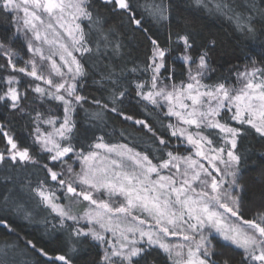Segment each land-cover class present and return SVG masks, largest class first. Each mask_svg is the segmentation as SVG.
Wrapping results in <instances>:
<instances>
[{"label":"snow or ice","instance_id":"1","mask_svg":"<svg viewBox=\"0 0 264 264\" xmlns=\"http://www.w3.org/2000/svg\"><path fill=\"white\" fill-rule=\"evenodd\" d=\"M192 3L206 6V0ZM142 7L168 29L164 44L150 34L144 13L131 0H0V16L8 24L0 31V56L6 60L0 64V135L6 140L0 164L41 167L44 179L29 190L59 223L52 225L59 243L51 254L32 240L23 247L46 258L44 264H264V211L254 219L241 212L246 198L264 209V152L254 163L255 147L239 151V143L253 133L264 149V0H245L236 7L216 3L217 11L231 13L244 41L259 42L260 54L244 51L243 70L233 65L228 76L212 84L203 81L216 71L211 53L217 41L204 36L195 17L174 16L171 0H145ZM125 28L147 37L150 47L141 63L126 50ZM49 31L57 39H49ZM21 35L31 53L26 60L15 47ZM36 42L58 45V50L45 55ZM178 64L187 82H174ZM232 72L235 84L228 82ZM87 78L111 98L104 103L93 98L99 108L93 119L115 113L133 120L117 107L128 96L147 101L153 110L167 106L164 115L177 119L166 126L168 138L157 136L147 120H134L152 133L159 156L104 143L103 137L87 150L78 143L73 117L76 107L87 102L78 93ZM13 119L28 120L33 144L52 166L41 165L9 135L5 129ZM99 149L112 156H101ZM57 190L67 206L59 202ZM76 198L95 207L74 214ZM114 198L122 199L116 203ZM0 225L12 231L3 218ZM94 248L102 250L98 258L90 255ZM19 251L6 244L0 264H20Z\"/></svg>","mask_w":264,"mask_h":264},{"label":"trees","instance_id":"2","mask_svg":"<svg viewBox=\"0 0 264 264\" xmlns=\"http://www.w3.org/2000/svg\"><path fill=\"white\" fill-rule=\"evenodd\" d=\"M159 2V0H157ZM219 0H206V6L192 3V0H171L173 6V15L180 14L190 15L197 19L205 37L213 38L217 41V47L211 53L212 67L216 70L210 74V79L204 80L206 84L214 83L218 78L229 75V69L233 65H239L240 70L247 63L244 56V51L249 48L254 49L253 55L258 56L260 49L259 42H247L242 39V33L237 28V22L230 18L231 13H224L215 9L216 3ZM230 3L233 7L245 3V0H224ZM145 0H131L132 6L138 13H144L145 27L149 29L150 34L158 38L164 44L168 39V29L161 24L154 23L152 18L145 12L142 7ZM117 16L114 22L118 20ZM8 27L7 21L3 16H0V31H4ZM128 36L125 40L126 50L131 52L132 57L136 58L137 63H141L145 58V53L150 45L147 37L143 33L132 32L125 28ZM174 38V33H173ZM17 51H25L24 42L19 39L15 45ZM6 62L3 56H0V64ZM84 63V61H81ZM88 67V65H85ZM132 67L131 64L128 65ZM141 73H136L135 76H141ZM133 76V79H135ZM142 79H147L146 75ZM181 80H186V76L179 74V64L177 65V75L175 82L180 83ZM236 73L232 72L229 78V84L235 83ZM78 93L87 98V102L83 103L82 107L77 106L75 109L74 120L76 121V137L79 144L83 145L87 150L89 144L98 142L97 138L103 137V142L107 144L127 145L136 152L147 153L152 156H159L156 151V144L152 133L146 128L135 124L134 120H147L148 123L155 129L156 135L163 134L168 138L170 131L167 129L169 123L177 124L173 117L164 115L165 109L155 108L148 104L147 101H139V98L128 96L124 99L123 104H118L126 115L133 116V120H125L123 117L115 113H107L103 120L93 119V114L99 111V108L92 103L93 98L100 100L101 103L110 101V97L106 92L100 90V86L93 82L92 78H87L84 86L78 89ZM148 105L146 108L145 105ZM62 114V110L60 111ZM233 126L235 122H231ZM14 138L18 141L20 147H28L33 155L40 161V164L48 163L44 159L46 154L39 152V147L33 144L32 127L27 119H13L8 126ZM244 127H247L246 125ZM218 131V130H217ZM172 142L176 138H171ZM260 137L248 135L242 142L239 143V151L251 152L255 147L253 157L254 163H260L259 153L264 152V149L259 147ZM5 146L4 137L0 135V150ZM153 163H158L153 159ZM51 165V164H50ZM247 167V165L245 166ZM58 169L57 166L55 170ZM251 174V173H249ZM44 171L41 167L27 165L11 167L5 164H0V218H3L10 226L12 231L0 225V252L4 246H16L19 252L16 254L20 264H44L46 258L39 257L38 254H33L26 251L23 247L24 242L32 240L37 247H43L50 254L53 249L58 247L56 236L58 233L52 232V225L59 227L58 220L55 214H50V209L45 208L39 203L40 198L29 190V185L35 188L39 180L44 179ZM52 184L48 180V185ZM264 211L257 201L246 198L242 204L241 212L245 219L256 218L257 213ZM30 215V219L26 218ZM47 220V223H45ZM19 238V239H18ZM90 255L99 257L102 255L100 248H94Z\"/></svg>","mask_w":264,"mask_h":264},{"label":"rangeland","instance_id":"3","mask_svg":"<svg viewBox=\"0 0 264 264\" xmlns=\"http://www.w3.org/2000/svg\"><path fill=\"white\" fill-rule=\"evenodd\" d=\"M46 22H47V18H46ZM54 23V22H53ZM57 31H60V32H62L63 30L62 29H59L58 27H57ZM43 34V33H42ZM48 36H49V39H57V37H55L52 33H51V31H49L48 32ZM20 39L24 42V45H25V40H24V37H23V35H21V37H20ZM67 38L65 37V40H66ZM39 46H41L42 47V50H43V52H44V54L45 55H48L49 54V52L50 51H52V52H57V50H58V45H48V44H43L42 42H36ZM19 52V56L22 58V59H24V60H26V59H28L30 56H31V53H26V48H25V51L24 52H22V51H18ZM74 55H76L78 58H79V53H75L74 52ZM53 59H55L56 61H57V63H60V60H59V55H55V56H53ZM244 68V67H243ZM243 68L241 69V71L243 70ZM175 82V81H174ZM185 82H187V77H186V80H185ZM204 82V81H203ZM171 83V82H170ZM176 83V82H175ZM205 83V82H204ZM177 84H179V83H177ZM233 84H235V83H233ZM237 87H239V85L237 84L236 85ZM186 102H188V103H190L189 101H186ZM165 111L167 110V106H165ZM62 110V109H61ZM62 115V114H61ZM174 118V120H175V122H177V119L175 118V117H173ZM184 127H188V126H184ZM6 131H8L9 130V127L8 128H6L5 129ZM9 132V135H11V136H13V134L10 132V131H8ZM14 137V136H13ZM18 142V141H17ZM177 140L175 139V141L174 142H172V144L175 146V145H177ZM19 144V143H18ZM5 146H3L2 147V149L1 150H3V148H4ZM21 148H23V147H21ZM129 148V147H128ZM30 151H31V149H30ZM97 151H99V153L101 154V156H112V154H109V153H107V152H105V150L104 149H99V150H97ZM126 151V150H125ZM32 152V151H31ZM39 152H40V149H39ZM134 152H136L135 150H134ZM33 154V153H32ZM36 158V157H35ZM37 159V158H36ZM49 163V165L51 164V162L49 161L48 162ZM101 164H106L107 163V160H104V161H101L100 162ZM28 165H31V164H28ZM21 166H27V165H23V164H21ZM50 166H52V165H50ZM220 167L221 168H223V165H220ZM57 168L58 169H56L57 171H59V166L57 165ZM76 170L77 171H79L80 169H79V165H76ZM161 174H163V175H168L169 173H168V170H162V173ZM152 178L153 179H155L156 178V174L155 173H153L152 174ZM49 181H51L50 180V178H49ZM52 182V184H50L49 186L53 189V190H55L58 186L56 185V182H53V181H51ZM56 195L57 196H60L61 197V199H60V203H63V204H65L66 206L69 204V201L67 200V199H64L63 198V196H62V193L60 192V191H56ZM96 198H101L100 197V195L99 194H96ZM103 198H107L106 196L105 197H103ZM115 199V202L116 203H119L120 202V200L122 199V198H114ZM88 207H95V206H91V205H89V203L87 202V201H83L82 200V198H76V200H74L73 202H72V211H73V213L74 214H77V215H83L84 214V212H85V210L88 208ZM53 214H55V213H53ZM141 218H145V216L144 215H142L141 216ZM233 220L235 219V218H232ZM69 224L71 223V221H69L68 222ZM85 223V221H81V224H84ZM171 240H172V242H177V240H178V238H170Z\"/></svg>","mask_w":264,"mask_h":264},{"label":"flooded vegetation","instance_id":"4","mask_svg":"<svg viewBox=\"0 0 264 264\" xmlns=\"http://www.w3.org/2000/svg\"><path fill=\"white\" fill-rule=\"evenodd\" d=\"M4 141H5V144H6V140H5V138H4Z\"/></svg>","mask_w":264,"mask_h":264}]
</instances>
